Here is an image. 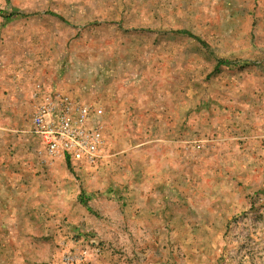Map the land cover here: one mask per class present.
I'll return each instance as SVG.
<instances>
[{"label": "rangeland", "instance_id": "1", "mask_svg": "<svg viewBox=\"0 0 264 264\" xmlns=\"http://www.w3.org/2000/svg\"><path fill=\"white\" fill-rule=\"evenodd\" d=\"M178 30L206 39L208 50L202 48L208 54L194 57V73H188L187 64L182 63L187 58H180V68H174V56L137 57L147 49H189L199 54L198 43L186 45L173 36H165L164 42L156 39L159 33ZM217 59L227 67L215 76L212 69ZM0 73L13 82L35 80V85L61 81L65 88L75 86L81 77V98L103 111V128L110 117L104 104L115 83H140L141 100L154 89L168 93L178 76L181 93H186L188 76L202 87L195 90L197 118L205 115L207 120L223 123L242 115L237 114L239 107L228 102L212 106L206 100L214 95L203 85L216 82L225 86L223 97L242 100L246 115L256 119L253 111L260 109L264 119V105L252 102L264 101V0H0ZM67 91L75 96L74 89ZM146 117L130 120L120 134L132 133L135 144H142L146 138L141 131L156 126L147 127L142 120ZM113 141L99 165L84 172L70 170L74 178L66 189L55 173L56 165L65 160L43 164L40 150L36 156L41 166L52 169L31 167L26 176L21 170L6 173L9 182L4 189L35 197L33 202L21 198L20 210L50 215L52 234L43 240L53 246V264H264V190L246 195L242 186V181H251L252 172L240 180L246 168H213L211 194L204 191L200 169L203 175L196 178V184L182 180L175 192L170 188L156 194L152 179H147L146 169L140 166V147L130 150L126 140ZM13 149L12 156L17 157ZM12 156L0 153V165L10 167ZM18 159L20 163L32 161L27 154ZM200 170L196 172L201 174ZM225 176L229 179L226 193L222 191ZM40 194L50 197L41 199ZM209 196L216 210L225 198L233 201L228 206H232V217L226 223L223 218L212 219L211 232L196 214ZM63 199L69 200L67 208ZM27 237L17 234L15 240ZM16 255L0 243V264H9L4 259Z\"/></svg>", "mask_w": 264, "mask_h": 264}, {"label": "crops", "instance_id": "2", "mask_svg": "<svg viewBox=\"0 0 264 264\" xmlns=\"http://www.w3.org/2000/svg\"><path fill=\"white\" fill-rule=\"evenodd\" d=\"M165 36L182 39L181 42H186V45H189L188 42L190 44L198 43L201 50H198L197 53L199 54L195 55L189 49L177 51L147 49L139 51L137 57L166 58L174 56L172 61L174 68L176 66L180 68V58H187V61H182V63L187 64L188 73H194L196 67L194 57L208 54V51L203 50V48L208 50L206 39H202L188 30H178L170 34L159 33L156 35V39L159 42H164ZM131 42H134V38H131ZM171 46L173 47L174 45ZM135 51L129 52L135 54ZM167 54H171V56H166ZM215 61L212 75L216 76L220 74L223 67H227V63L220 59ZM203 73L211 72H205L203 69ZM5 74L0 73V153L12 156L15 153L13 149L15 146L18 156L27 154V157L32 159V161L20 163L18 156H12L10 158L12 159L10 167L5 164L0 165V186L2 187L0 190V203H3L0 206V236H3L0 239V243L5 249L18 253L15 257L5 258L4 260L9 264H53V246L43 240L48 238L46 235L52 234L51 227L54 224H51L50 217H48L50 215L43 211H41L42 213H37L36 210L31 209L20 210L19 202L21 198L24 202L30 200L33 202L35 197H31L30 194L21 195L14 193L7 188L4 189L9 182V175L6 173L9 171L8 169L21 170V175L26 176V172L31 167H38L43 171L52 169L42 167L41 160L36 156L41 147L38 138L32 132L31 119L33 111L39 102L37 96L39 92H57L72 97L83 104L88 102L81 98V94L84 93V87L80 86L79 83L81 82V77L76 78L75 86L65 88V84L61 85V81L51 82L45 80L49 82L39 83L41 85L33 84L35 80L26 81L23 79L21 82H13L9 75ZM178 78L179 80L174 81L170 90L168 89V93L163 94V91L156 92L154 89L141 100L138 97L142 95V88L138 82L126 85L115 83L112 88H109L104 105H107L106 111L109 112L110 117L103 128L104 145L100 151L99 158L92 165L67 160L58 163L55 173L57 171L60 181L62 180L61 188L66 189L69 187L68 183L73 181L74 175L70 170L74 173L84 172L86 169L89 170V168L99 165L105 160L106 148H113V139L122 138L129 144L128 148L130 150H133L136 146L140 147V166L146 169L147 179H152L151 183H153L156 194H161L164 189L169 190L170 188L175 192L174 188L178 189L182 180H186V184L189 185L194 180V184H196V178L202 176L203 171L205 176L202 183L204 191L213 194L214 190L211 192L213 168H221L223 170L246 168L239 179L242 180L244 174L248 175L251 172L252 179L249 182L242 181L243 192H246L245 194L247 195L249 194L247 192H252L254 189L264 190V119L259 116V113H261L260 109L253 111L257 113L256 119L250 118L249 115H246L248 111H243L242 100L238 101L235 98L222 96L221 91L225 89L222 83L207 82L203 85L204 89H209V92L214 95L212 97L209 94L210 97L206 99L210 101V105L224 106L228 102L239 107L236 109L237 114L242 115L223 123L216 122V120H207L208 117L205 115L202 118H197L195 90L202 87H197L193 76H188L186 93H181L179 86L181 77L178 76ZM70 89L76 91L74 93L75 96L67 91ZM157 95H160L162 99L157 100ZM252 102L253 104L258 102V105H264L262 100L256 101L254 99ZM204 107L209 112V105L205 102ZM143 115H147L145 119H142L147 121V127L151 123H155L156 126L142 130V137L143 139L146 138L145 142L135 144L132 133L122 135L120 131L130 120L139 121ZM108 139H111L110 143ZM200 169H203V171ZM197 170L202 171V173L198 174ZM233 179L234 177H231V181ZM50 181L49 178V183ZM228 183L229 179L225 176L222 181V191L224 193L228 190ZM46 197L50 196L46 194L39 195L41 199H47ZM62 201H65L63 207L67 208L69 200L63 199ZM214 202L215 200L209 196L203 200L200 209H198V206L194 207V210L198 209L197 211H199L196 213L198 220L204 219L203 226L210 228L207 229L210 232L214 227L212 219L223 218L226 223L229 217L233 215L232 212H229L232 206L230 209L228 208L233 201L229 203L226 198L220 201L221 209L219 210L213 208L215 206ZM20 218H22L21 222ZM60 226L64 227L63 225ZM36 231L40 232V240H37ZM17 234H25L28 237L15 240V235ZM37 250L47 251L42 253L37 252Z\"/></svg>", "mask_w": 264, "mask_h": 264}, {"label": "built area", "instance_id": "3", "mask_svg": "<svg viewBox=\"0 0 264 264\" xmlns=\"http://www.w3.org/2000/svg\"><path fill=\"white\" fill-rule=\"evenodd\" d=\"M37 96L31 123L43 164L57 159L94 164L104 145L103 111L57 92Z\"/></svg>", "mask_w": 264, "mask_h": 264}]
</instances>
